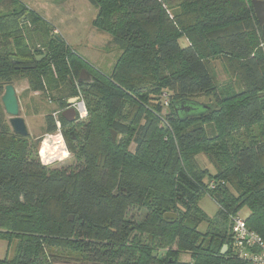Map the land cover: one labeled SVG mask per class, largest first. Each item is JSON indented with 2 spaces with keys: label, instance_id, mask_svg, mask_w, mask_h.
Here are the masks:
<instances>
[{
  "label": "trees",
  "instance_id": "trees-1",
  "mask_svg": "<svg viewBox=\"0 0 264 264\" xmlns=\"http://www.w3.org/2000/svg\"><path fill=\"white\" fill-rule=\"evenodd\" d=\"M88 1L99 9L94 25L122 52L112 73L84 84L87 61L48 20L23 0H0V238L16 242L0 264L78 255L93 264H251L233 254L229 214L247 206L248 226L264 238V24L252 0H182L174 14L163 0ZM18 76L60 109L85 98L89 118L65 134L73 166L41 164L30 135L12 129L2 96ZM58 122L67 124L47 114L44 131ZM203 193L218 203L212 219L198 205ZM132 206L146 210L142 221L127 218Z\"/></svg>",
  "mask_w": 264,
  "mask_h": 264
},
{
  "label": "rangeland",
  "instance_id": "rangeland-1",
  "mask_svg": "<svg viewBox=\"0 0 264 264\" xmlns=\"http://www.w3.org/2000/svg\"><path fill=\"white\" fill-rule=\"evenodd\" d=\"M30 8L32 7L40 15H46L48 24L52 29H58L55 32L60 39L66 40L74 50L87 61V66L83 67L93 74L103 72L105 74L112 73L114 66L121 55L122 50L118 48L112 41V36L105 30L98 28L94 22L99 13L97 6L91 4L88 0H23ZM182 0H163V4L169 10L170 14L177 13L180 10ZM182 47L189 45L186 37H181L179 40ZM30 43L33 47L38 46V40L35 37L30 38ZM215 69L218 73L221 82L226 83L229 80L228 74L224 69L221 61L216 60ZM20 104V115L25 119L31 142L35 147V154L41 164H46L48 168H69L74 165V158L72 153L67 149L68 143L65 136L69 129L58 128L55 132L48 134L44 131L45 117L49 113L58 115L60 108L56 105L54 100L47 94L34 92L30 90L28 80L24 77L18 76L13 82ZM83 104L85 105L86 114L80 117L81 121H87L89 118V110L82 95ZM164 96V102H168L169 95ZM198 101L208 103L213 100L212 97H200ZM81 104L82 110L84 105ZM78 109V107L75 105ZM6 112V111H5ZM6 114V119L10 120V115ZM79 122V123H80ZM78 124V123H77ZM61 134V136H60ZM52 137L59 138L58 143ZM117 138V134L115 135ZM48 142V147L60 144V155L48 158L43 153L44 142ZM134 144L130 145V149H134ZM63 148V149H62ZM51 150V149H50ZM47 150L46 153H50ZM52 151V150H51ZM202 165H209L208 158L204 154L199 155ZM199 207L207 214L209 218H214L218 203L209 194L203 193L198 199ZM241 215L247 218L251 211L247 206L240 209ZM146 210L137 206H132L128 209L127 218L133 222H140L144 219ZM208 222H202L199 226L201 231H206ZM57 251L58 249H52ZM16 255V242L9 244L7 240L0 238V258H13ZM182 260L189 261L190 255L182 253L180 255ZM54 264H93L91 262L83 261L79 255L70 256L65 261L63 258L52 259Z\"/></svg>",
  "mask_w": 264,
  "mask_h": 264
},
{
  "label": "water",
  "instance_id": "water-1",
  "mask_svg": "<svg viewBox=\"0 0 264 264\" xmlns=\"http://www.w3.org/2000/svg\"><path fill=\"white\" fill-rule=\"evenodd\" d=\"M252 5H253L254 11L257 15V18L260 24L263 25L264 24V0H252ZM59 40L61 39L59 38ZM93 81H94V75L89 70L83 69L80 72L78 82L89 84V83H93ZM75 101L79 102L80 98H74L73 100H69V104ZM2 103L4 105L6 113L10 115V125L12 129L14 130V132L22 136H28L29 129H28L25 119L20 115L19 99H18L17 92H16V89L13 83H9L5 86V91L2 96ZM193 105L194 107H192V109L193 108L195 109L196 107L201 106L199 103H193ZM62 115L66 120L74 121L76 118L75 108L70 107V108L65 109L62 112ZM112 134L115 140L116 131L112 130ZM118 137H120V135H118ZM164 218L174 221L178 218V214L175 212H167L164 214ZM69 220L71 221L74 220L73 215L69 217ZM227 247H228L227 245L224 246L222 250L223 253L226 252ZM158 256H159L158 252L153 253L154 258H158ZM156 264H160V263H156Z\"/></svg>",
  "mask_w": 264,
  "mask_h": 264
},
{
  "label": "built area",
  "instance_id": "built-area-1",
  "mask_svg": "<svg viewBox=\"0 0 264 264\" xmlns=\"http://www.w3.org/2000/svg\"><path fill=\"white\" fill-rule=\"evenodd\" d=\"M77 98H80V101L75 105L83 118L86 114L85 105L82 97L77 96ZM81 104L84 105L83 110ZM58 128H60V122H58ZM229 221L233 254L251 264H264V238L248 226L246 218L241 215L240 211L230 213Z\"/></svg>",
  "mask_w": 264,
  "mask_h": 264
},
{
  "label": "flooded vegetation",
  "instance_id": "flooded-vegetation-1",
  "mask_svg": "<svg viewBox=\"0 0 264 264\" xmlns=\"http://www.w3.org/2000/svg\"><path fill=\"white\" fill-rule=\"evenodd\" d=\"M38 58H40L41 59V57H38ZM74 98H77V97H72V98H70L69 100H73ZM69 100H68V105L65 107V108H63V109H60V111H59V113H61L62 114V112L65 110V109H67V108H70V107H74L75 108V112H76V118H75V120L74 121H68L67 120V124L66 125H63L62 123H60V130H61V128L63 129V128H65V129H69V127H71V124H77V123H79L80 121H81V116H80V112H79V110L75 107V104L77 103V101H75V102H73V103H71V104H69ZM58 113V114H59ZM55 116L56 117H58V115H56L55 114ZM63 116V115H62ZM60 136H61V134H60ZM73 138H74V140H75V142L76 143H78V135H73ZM67 149L69 150V148H68V146H67Z\"/></svg>",
  "mask_w": 264,
  "mask_h": 264
},
{
  "label": "bare ground",
  "instance_id": "bare-ground-1",
  "mask_svg": "<svg viewBox=\"0 0 264 264\" xmlns=\"http://www.w3.org/2000/svg\"><path fill=\"white\" fill-rule=\"evenodd\" d=\"M52 138L57 141L56 143L60 142L59 141V138H57V137H52ZM44 143L45 144L43 145L44 146L43 147V153H44L45 156L47 155L48 158H51V157H56V156L60 155V151H58V150H59V147H60V144L61 143L60 144H57V145H54L52 147H48L49 143L47 141L44 142ZM47 150H50V153H46Z\"/></svg>",
  "mask_w": 264,
  "mask_h": 264
},
{
  "label": "crops",
  "instance_id": "crops-1",
  "mask_svg": "<svg viewBox=\"0 0 264 264\" xmlns=\"http://www.w3.org/2000/svg\"><path fill=\"white\" fill-rule=\"evenodd\" d=\"M32 8V7H31ZM33 9V8H32ZM42 15V14H41ZM46 20H51V19H49V18H47V16L46 15H42ZM54 32H58V29L56 28V29H54Z\"/></svg>",
  "mask_w": 264,
  "mask_h": 264
}]
</instances>
